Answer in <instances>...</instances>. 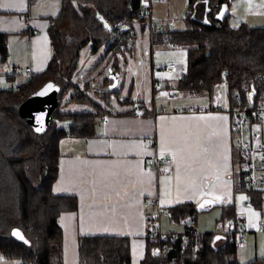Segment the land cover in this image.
<instances>
[{"label":"trees","instance_id":"trees-1","mask_svg":"<svg viewBox=\"0 0 264 264\" xmlns=\"http://www.w3.org/2000/svg\"><path fill=\"white\" fill-rule=\"evenodd\" d=\"M140 1L63 0L61 14L50 21L48 28L52 56L46 69L9 88L1 86L2 76L13 82L17 74L0 71V260H16L20 264H64V234L59 217L64 212L77 211L79 200L73 195L53 194L59 176L60 142L68 137L97 136L98 121L113 114L116 102H134L130 95L121 99L120 89H110L109 76L102 83L75 84L80 52L90 46L91 52L96 53L106 46V52L112 53L111 69L119 72L117 54L122 50L117 47L113 28L126 17L136 18L142 27L148 28L149 25L137 16ZM233 1L188 0L190 14L185 19L184 29L165 27L156 33H152L154 30L150 27L148 30L158 39L170 37L177 46L187 49L186 70L177 84L168 88L212 98L217 87L225 84L229 109L246 108L252 116L257 109L264 108V28L245 23L232 27ZM102 18L111 23V29L103 25ZM7 38L8 35L0 31V66L9 59ZM49 82L60 89L59 104L49 129L37 135L20 117L19 106ZM71 104L86 109L68 110ZM255 124L257 121L253 119L251 125ZM243 165L239 150L235 148V192L244 193L262 213V194L249 188ZM208 209H200L196 203H180L167 209L172 222H191L193 227H184L180 233L186 234L178 240L171 236L174 232H170L165 241L151 237L148 228L142 264H241L235 237L233 242L226 238L216 246V232H197L198 215ZM227 218H234L237 224L243 222L235 204L222 207L218 222ZM14 229L23 232L24 241L14 239ZM157 246L162 253L153 256L152 249ZM79 261L80 264H131L130 238L82 236L79 238ZM248 264H264V256Z\"/></svg>","mask_w":264,"mask_h":264},{"label":"crops","instance_id":"crops-1","mask_svg":"<svg viewBox=\"0 0 264 264\" xmlns=\"http://www.w3.org/2000/svg\"><path fill=\"white\" fill-rule=\"evenodd\" d=\"M62 5L63 0H0V31L8 35L10 74H17L13 82L2 77L7 82L6 88L46 69L52 56L48 28L50 21L61 14ZM134 27L146 31L140 23ZM146 32L149 36V30ZM131 49L134 54L135 44ZM90 62L91 58L85 64L80 63L77 71L90 75ZM151 65L139 78L135 94L131 92L134 102H116L113 114L98 121L97 136L68 137L60 142L59 176L53 194L73 195L79 200L77 211L64 212L59 217L64 234V264H80L82 236L129 237L131 264H142L147 248L144 207L147 200H158L167 214V209L177 204H198L209 197L219 207L235 204L242 224L248 222L237 205L240 199V193L235 192L237 146L236 135L231 132V113L224 108L209 113H173L175 105H214L216 100L206 95L179 93L174 101H169L165 90L155 92L154 79L159 78ZM83 79L98 82L95 72ZM162 81L177 84L175 78ZM122 95L121 99L127 97ZM139 103L145 104L143 116L135 113ZM165 155L172 157V163L156 165V159ZM215 239L216 243L223 242L225 236L217 230ZM0 264L20 262L2 259Z\"/></svg>","mask_w":264,"mask_h":264},{"label":"rangeland","instance_id":"rangeland-1","mask_svg":"<svg viewBox=\"0 0 264 264\" xmlns=\"http://www.w3.org/2000/svg\"><path fill=\"white\" fill-rule=\"evenodd\" d=\"M189 2L188 0H153V20L157 25H162L166 23H174L175 29H184L185 28V19L184 16L189 12ZM231 18L230 25L234 28L240 26L242 23H245L252 27L264 28V0H234L233 6L231 8ZM133 26L135 23H139L138 19H130L126 17ZM103 25L107 29H111V23L102 18ZM146 31L148 30L145 27ZM136 30V36L134 38L135 51L134 54L131 53L133 49L127 51H120L117 54V62L119 63V85L115 89L122 90V93L126 96L131 95L136 92L137 84L142 74H145L150 66L152 68V63L157 71V78L159 79H172L175 78L177 81L180 76L185 72L187 65V49L183 46L169 47L166 44H162L164 36L162 39L154 37L151 41V35L145 31ZM142 42V43H141ZM139 43L142 50H139ZM156 45L152 47V44ZM134 46V45H133ZM133 48V47H132ZM107 47H101L96 53H92L88 46L82 48L80 63L85 64L86 61H89L91 58V74L95 72L96 79L98 82L93 81V84L102 83V78L109 76V69L113 63V59H110L112 53L106 52ZM141 51V52H140ZM93 55H92V54ZM86 59V60H85ZM174 62L178 65V69L175 72L174 77L168 75L162 68L168 63ZM79 63V64H80ZM11 65L2 64L0 66V71L4 74H7L12 71ZM79 67V66H78ZM86 71V70H85ZM77 76L74 78L75 84L83 85L84 76H90L86 72V75L83 71H77ZM75 75V74H74ZM4 77V76H2ZM91 81V80H90ZM102 81V82H101ZM124 83V85H123ZM1 86L6 88L7 82L4 78L1 79ZM133 86V87H132ZM108 87H104L107 89ZM132 88V90H131ZM136 88V89H135ZM227 87L225 84H221L217 87L213 98L216 100V103L220 100L221 105L224 109H227L228 96H227ZM123 96V95H122ZM134 96V95H132ZM133 98V97H132ZM98 99V98H96ZM85 106H77L71 104L68 106V110H85ZM257 128V127H255ZM247 201V196L244 193H240V199L237 202L239 207V213L247 216L248 222L244 223L246 226V233L241 240V243L238 245V261L241 264H248V262L254 260L255 258H260L264 256V233L253 232L258 230L259 221L264 219V213L255 211L253 208L246 207L244 203ZM222 207L214 206L209 207L205 212H202L198 215L197 227L196 230L198 233H207V232H220L223 228H226V220L224 222H218L222 215ZM264 211V207H263ZM162 225L163 232H169L170 230H184L183 223L171 222L168 214H164L160 220V226ZM169 230V231H168ZM253 230V231H250ZM181 231V232H182ZM222 242H215L216 246H220Z\"/></svg>","mask_w":264,"mask_h":264},{"label":"built area","instance_id":"built-area-1","mask_svg":"<svg viewBox=\"0 0 264 264\" xmlns=\"http://www.w3.org/2000/svg\"><path fill=\"white\" fill-rule=\"evenodd\" d=\"M190 11L184 16V19L188 17ZM137 16L140 19H143L150 28L152 33H156L161 29L168 27V29H174V23H166L162 25H157L153 20V3L152 0H141ZM115 37L117 40V47L122 51H127L132 48L134 45V38L136 36V30L133 24L127 20V18L119 21L113 28ZM155 35L151 34V41L154 39ZM169 47H176V43L170 40V37L164 38L163 43ZM156 44L153 43L152 47ZM167 74L173 75L178 69L176 63H169L162 68ZM17 72L20 69L16 70ZM26 72H30V68L26 69ZM153 87L155 92L166 91V96L169 101H174L180 92L173 88H168L170 83H166L159 79H154ZM223 109L221 102L215 103L214 105H192V106H183L175 105L172 106L173 113H209L215 112ZM232 116L231 132L236 135V148L239 150L240 159L243 161V171L245 173V178L248 183L249 188L256 189L261 192L262 199L264 200V108L257 109L252 116L247 113V109L236 108L230 110L229 106L227 108ZM135 113L139 116L145 114V107L143 105H137L135 108ZM256 120L257 124L251 125L252 120ZM257 127V128H255ZM173 161L170 155H165L162 158L156 159V165L159 164H171ZM246 207L253 208L255 211H258L250 199L244 204ZM145 209L147 210V224L148 228L151 230L150 236L154 239H161L165 241L170 232H163L160 226L161 217L165 214V209L160 204L158 200H147L144 204ZM227 226L223 228L220 234L225 236V239L228 238L230 242L235 241L236 239L237 246L241 243L242 238L246 233V227L240 223L237 224L234 218L226 219ZM185 228L191 229L193 224L187 222L184 226ZM256 232L264 233V219L259 221L258 230ZM184 233L174 232L171 236L178 240L180 236H184ZM148 236V233H147ZM162 253L160 247H154L152 249V255L158 256Z\"/></svg>","mask_w":264,"mask_h":264},{"label":"water","instance_id":"water-1","mask_svg":"<svg viewBox=\"0 0 264 264\" xmlns=\"http://www.w3.org/2000/svg\"><path fill=\"white\" fill-rule=\"evenodd\" d=\"M109 72V78L113 81V83L110 85V89L113 90L117 87L119 78L112 69H109ZM49 84L52 85L51 88H48ZM42 92L44 94L39 95V93ZM59 92V87H57L54 83L49 82L20 104V117L33 129L37 135H42L49 129L53 120V114L59 104ZM37 129L40 130L38 131ZM217 204L218 202L216 200L206 197L200 203H198V208L205 210L206 207H214L217 206ZM17 232L21 234L23 239L16 235ZM12 235L17 241L25 240L23 232L19 229H14L12 231Z\"/></svg>","mask_w":264,"mask_h":264},{"label":"snow or ice","instance_id":"snow-or-ice-1","mask_svg":"<svg viewBox=\"0 0 264 264\" xmlns=\"http://www.w3.org/2000/svg\"><path fill=\"white\" fill-rule=\"evenodd\" d=\"M52 87V85L51 84H49L48 85V88H51ZM44 93L42 92V93H39V95H43ZM41 119H42V117H41ZM38 131L40 130V129H37ZM16 235L18 236V237H20L21 239H23V237L21 236V234L19 233V232H17L16 233Z\"/></svg>","mask_w":264,"mask_h":264}]
</instances>
